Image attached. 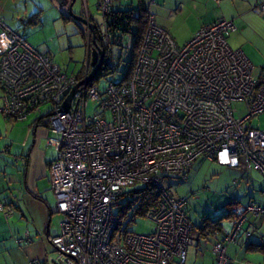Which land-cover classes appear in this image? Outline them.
Listing matches in <instances>:
<instances>
[{"label":"built area","instance_id":"2783aa9c","mask_svg":"<svg viewBox=\"0 0 264 264\" xmlns=\"http://www.w3.org/2000/svg\"><path fill=\"white\" fill-rule=\"evenodd\" d=\"M111 5L112 0L97 2L99 36L108 52L114 44L108 31ZM256 7L264 11V0ZM0 25V113L24 121L50 105L43 121L57 150L50 180L56 210L63 215L59 233L50 239L57 264H185L194 229L188 199L173 195L164 178L187 177L202 155L264 176V130L250 123L264 113V77L254 76L255 66L243 49L230 46L233 20L204 25L179 45L149 13L130 77H107L105 89L93 80L83 83L68 110L63 107L67 96L94 70L91 29L80 79L2 19ZM91 100L96 106L88 114ZM236 101L246 104L245 115H237ZM138 181L159 194L157 206L146 214L155 225L149 233L118 229L125 227L117 199ZM0 213L9 215L2 202ZM249 213L264 214V204L249 203L216 241L215 264H231L227 245L243 233L251 235L244 228Z\"/></svg>","mask_w":264,"mask_h":264},{"label":"crops","instance_id":"0c3cea01","mask_svg":"<svg viewBox=\"0 0 264 264\" xmlns=\"http://www.w3.org/2000/svg\"><path fill=\"white\" fill-rule=\"evenodd\" d=\"M13 1L0 0V19L10 27L13 20L8 18L7 9ZM84 1L86 15L80 16L92 21L88 1ZM141 1L149 13L154 14L156 22L168 29L179 45L185 44L204 25L221 18L233 20L236 30L228 36L231 47L243 49L255 70L259 67L258 77H264V11L256 7L261 0H112V4L115 9L137 10ZM181 33L185 36L183 39ZM3 36L4 29L0 25V50ZM51 135L43 115L35 117L29 124L24 140L19 144V151L9 152L10 156L5 154L0 161V202L9 213H0V264H34L36 260L40 264H57L53 254L57 251L54 247L52 250L50 244V239L60 230L59 224L55 227L51 223L53 212H58L56 206L52 207L56 196L50 180V166L57 157V150L49 143ZM254 171L258 170L250 173ZM241 172L245 173L243 169ZM250 173H245L244 177L249 184L253 182ZM12 186H23L21 197L13 195ZM259 193L256 197L254 192L251 201L264 204L263 186ZM248 204L249 201L240 212L244 213ZM30 206L34 208L31 211ZM17 212L21 213V217L14 219ZM188 215L194 229L185 264H215L214 244L224 232L232 228L235 220H227L231 223L230 229L227 230L223 223L222 232L210 233L205 237L199 231L202 219L196 224ZM246 218L244 228L251 235L247 237L243 233L227 245L231 264H264V251L260 248L264 243V214L257 216L249 213ZM21 226L26 228L23 236ZM174 264L182 263L176 260Z\"/></svg>","mask_w":264,"mask_h":264},{"label":"rangeland","instance_id":"374dc122","mask_svg":"<svg viewBox=\"0 0 264 264\" xmlns=\"http://www.w3.org/2000/svg\"><path fill=\"white\" fill-rule=\"evenodd\" d=\"M87 1L92 14V22L98 25L102 21V14L97 8V0ZM72 2L73 0L62 2L58 0H14L7 9V16L13 20L10 23L13 29L25 34L30 43L41 52L50 55L64 71L69 74H79L84 69L88 57V27L81 22L73 19L67 20L64 17L69 13V6ZM84 3V0H75L72 6L73 12L86 15ZM183 37L185 36L181 33V38L183 39ZM133 39L134 35L127 33L121 40V45L112 44L107 61L110 65L116 66V71L108 76L109 79L113 78L115 81H120L128 70L133 50ZM230 42H232L231 39ZM258 68L254 71L255 77L260 75ZM96 81L101 89H105L108 84L105 77H100ZM233 105L237 109L238 116L246 114L247 106L244 102L236 101ZM95 106L96 102L91 100L87 106V113L92 114ZM49 108V104L43 105L40 112L30 114L28 119L24 121L8 120L0 113V161L3 160L5 154L10 156L9 152L14 153L17 149L19 151V144L24 140L31 121L41 114L45 116ZM250 123L253 127L264 130V113L254 116ZM241 170L219 165L206 155H202L189 168L187 177L168 175L164 178V185L173 195L188 199L187 211L197 224L202 219L201 217L206 214L214 218L223 216L226 213V204L233 200H239L241 205L239 208L243 210L248 201L249 203L254 201H251L254 192L256 197L260 194L261 187H264V176L258 171L250 173L253 182L249 184L244 178L245 173ZM16 171L18 170L16 169ZM145 185L147 184L138 181L133 186L126 188V191L141 189ZM13 188V195L21 197L20 191L24 192L23 186H14ZM56 202L55 199V202L52 203L53 208L56 206ZM29 209L31 211L34 208L30 206ZM16 214L14 219L21 217L20 212ZM61 219H63V215L60 212H53L52 225L57 227L59 224L60 227ZM126 223L127 219L123 220V226L129 227V230L136 233H149L155 227L147 216H138L135 222L128 226ZM230 224V221H224V227L227 230L230 229ZM20 231L23 236L26 231L25 226L24 228L21 226ZM51 248L53 250L52 244ZM53 254L55 258L58 257L57 252ZM36 259L38 258L36 257Z\"/></svg>","mask_w":264,"mask_h":264},{"label":"trees","instance_id":"16d2710c","mask_svg":"<svg viewBox=\"0 0 264 264\" xmlns=\"http://www.w3.org/2000/svg\"><path fill=\"white\" fill-rule=\"evenodd\" d=\"M149 11L145 7L144 3L141 1L137 10L134 9H115L113 4L111 5V11L108 18V31L111 38V42L114 44L121 45V40L124 35L131 33L134 35L133 39V50L131 54V60L128 66V70L124 74V79H128L133 70L134 64L136 62L137 53L141 42L143 40L144 34L147 29ZM69 20H75L71 15L67 14L64 16ZM97 42L99 43V33L97 32ZM92 71L89 70V73ZM116 71L115 65H110L107 59L105 60L102 68L95 76L92 81L97 83V79L100 77L107 78L110 74ZM84 69L78 74L79 78L84 77ZM159 201V194L155 188L148 184L141 189H134L125 191L117 199V213L121 219V225H123V220L127 219L126 226L130 223H134L138 216H146L147 212L154 209ZM240 202L238 200H233L226 204V213L219 217L214 218L210 215H204L202 222L199 225V231L203 236L207 237L210 233L222 232L223 223L225 220H237L241 215L240 212ZM129 227H119L120 231H127ZM264 251V243L260 247Z\"/></svg>","mask_w":264,"mask_h":264},{"label":"water","instance_id":"95a60500","mask_svg":"<svg viewBox=\"0 0 264 264\" xmlns=\"http://www.w3.org/2000/svg\"><path fill=\"white\" fill-rule=\"evenodd\" d=\"M59 2H62L64 0H58ZM75 0H73V2L70 4L69 6V15L72 16V18H74L75 20H78L79 22L85 24L87 27H89L93 33V37H92V55H91V64L94 66V70L86 77V79L81 80L69 93V95L67 96L63 107L64 110H68L70 104H71V100L73 98V95L79 90V86L82 85L83 83L86 82H91L95 76L98 74V72L100 71V69L102 68L105 59H106V50L104 48L103 45H100L97 42V34H96V30L98 29V25H96L94 22L80 16L77 15L73 12L72 10V6L74 4ZM101 39L102 37L99 36Z\"/></svg>","mask_w":264,"mask_h":264},{"label":"flooded vegetation","instance_id":"af4514ba","mask_svg":"<svg viewBox=\"0 0 264 264\" xmlns=\"http://www.w3.org/2000/svg\"><path fill=\"white\" fill-rule=\"evenodd\" d=\"M68 14H69V13H68ZM97 32L99 33V29L96 30V33H97ZM99 40H100V41H99V44L104 46V48H105V50H106V55H107V57H108V53H109V52L107 51L106 43H105L104 40L101 39V38H100Z\"/></svg>","mask_w":264,"mask_h":264}]
</instances>
